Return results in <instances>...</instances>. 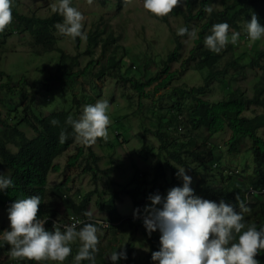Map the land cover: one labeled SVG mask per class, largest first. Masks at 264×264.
Returning <instances> with one entry per match:
<instances>
[{
  "label": "rangeland",
  "instance_id": "1",
  "mask_svg": "<svg viewBox=\"0 0 264 264\" xmlns=\"http://www.w3.org/2000/svg\"><path fill=\"white\" fill-rule=\"evenodd\" d=\"M227 1L213 0L210 7L213 10H220ZM57 3L58 0H14L19 13L40 18L55 13L52 5ZM71 6L76 7L85 17L83 31L86 33V39L79 37L72 39L57 30L54 42L39 43L34 35L28 31H22L21 25L16 21H12L7 29L0 32V70L6 73L0 78V84L9 82L12 88L10 90V87L5 86L0 91V96H4H1V99L4 98L5 103H9L5 105L0 100V114L9 122L21 120L27 113L25 111L29 105L31 110L29 115L32 120L36 113H50L56 109L71 110L79 117L85 105L94 104L101 99L109 102L110 108L107 113L111 121L108 127L109 138L107 141L97 138V141L91 145L99 159L95 162L88 154L90 145H85L76 139L65 152L54 159V163L58 164L60 169L48 174L47 201L58 216L65 217L74 211L66 208L64 198L71 196L80 201L89 194L88 212L103 221L110 219V211L114 207L112 201L115 198V207L126 221L117 224L116 227L122 225L118 230L109 228V226H115V223H104L108 225V228L101 229L98 233V236L101 234L102 237L99 239L97 248L108 244L113 238L114 243L120 248H125V252H128L127 256H130L132 260L137 263L144 262L146 254L152 247L149 237L158 238L156 244L160 245L161 233L156 230L149 235L144 223L133 221L136 216L134 213L139 210L138 215H145V206L151 204L150 196L147 194L155 185L157 193L166 197L170 188L183 184L182 178L178 175L173 178L171 172H165L164 177L155 181L158 160L156 153L161 144L156 133L161 124L167 125L169 122L171 128L168 133L172 136L175 132L173 128L176 127V119L175 108L171 104L175 97L181 98L183 89L206 84V76L210 74V70L208 67L197 66L201 56L187 61L191 54L190 50L196 46L202 21L197 20L189 24V32L194 31V36H179L177 29L185 27V23L176 9L167 16L157 17L143 7V0H129L122 8L118 7L117 0H109L104 5L99 0H92L91 3L88 0H71ZM247 21L241 22V30L230 28L229 38L232 32H238L240 34L238 42L235 45L229 43L219 52L220 59L218 65L214 66V70H223L233 60H237L240 65H245L243 67L228 66L226 77L234 91L241 87L248 96H252L255 92V83L263 75V70L256 64L250 65L249 62L264 49V37L255 42L249 39L244 42L243 38L245 39L247 35L245 29ZM216 23L222 22L217 20ZM93 34H97L98 43L94 44L91 48L93 51L88 53L89 36ZM104 38H109L107 44L103 43ZM178 40L182 48L179 50V59L171 65L170 71L176 70V72L168 85L158 84L167 75L166 73H163L158 81L146 86L143 93L137 91L130 81L125 80L126 77H136L145 81L144 78H149L161 71L169 54L178 46ZM62 53L67 55L65 59L67 62L72 56H77L76 64L72 65L73 72L82 70L92 59L98 60L97 63L91 64L89 73L79 77L77 82L67 87L65 91L58 88L59 81L52 77L59 73L57 68ZM109 58H112L110 70L103 76L97 75L101 65L107 64ZM67 64V67L70 66V62L69 65ZM47 77H51L48 80L51 89H46L42 84ZM224 81L220 77L211 79L206 85L204 98L210 102L223 99L226 93L220 84L228 86V80ZM175 88H178V96L173 94ZM229 95L233 96L234 93ZM193 101V98L186 99L185 109L187 104ZM9 106H17L15 112L17 116L11 114L14 110L11 111ZM79 108L80 113H77ZM263 112L264 108L261 106H251L244 111L245 115L250 116ZM20 127L29 137L34 135L33 129L28 125L22 123ZM183 133V130L177 133L180 143L187 138ZM258 133L264 138V126ZM230 135V129H226L225 132L219 131L211 139L212 142L221 146L219 154H222L227 166L233 167L236 163L240 164L238 169L243 176L247 175L253 168L250 160L252 154L250 152L248 154L245 149L246 145L250 144V140H246L240 152L226 153ZM79 146H84L85 154L74 165L69 164V157L77 152ZM176 148L180 149V146ZM164 155L170 162L176 164L178 171L184 169L192 178L190 187L193 189L196 186V174L187 167L179 166L168 153ZM88 164L92 166L91 170ZM243 176L240 179L244 182ZM135 177L137 179H134ZM57 184H62L59 190L63 196L58 194L59 190L53 188ZM241 186L242 189L246 187ZM128 188H139L138 200H144L140 207H137L133 198L126 193L125 190ZM118 192V196H115ZM232 198L236 201V197ZM235 201L226 203L235 206ZM0 224L10 225L8 210L2 207H0ZM77 246L79 241L71 245L73 250ZM8 258H11L10 255ZM48 261L52 264H65V261ZM124 262L123 258L120 259V264ZM37 264H44V261H39ZM152 264H158V262L153 261Z\"/></svg>",
  "mask_w": 264,
  "mask_h": 264
},
{
  "label": "trees",
  "instance_id": "2",
  "mask_svg": "<svg viewBox=\"0 0 264 264\" xmlns=\"http://www.w3.org/2000/svg\"><path fill=\"white\" fill-rule=\"evenodd\" d=\"M101 4H107L109 0H99ZM129 0H117V5L122 8ZM213 0H182L181 6L174 9L179 12L185 23V27H189V24L193 21L200 20L202 25L199 30V37L196 40V46L190 50V56L188 62L201 56L197 66L199 68L208 67L210 74L206 76V84L200 86H193L189 89H181L183 95L175 97V100L171 104L174 110L176 119V127L174 134L171 136L168 132L171 128L170 123L167 125L161 124L160 129L157 131V137L161 144L159 150L156 153L158 160L157 176L155 181H158L165 176V172H171L173 178L178 173L176 164L170 162L167 159L165 153H168L171 159L177 161L179 166L187 167L192 173L196 174V186L193 188L194 194L204 199L216 201L219 203L221 200L225 202L235 201L237 195L244 201V204L249 209L244 212V223L246 226L255 225L257 230L264 227V138L259 135L258 131L264 126V112L255 116L245 115L244 111L251 106H261L264 108V49L258 53V56L249 62L250 65L256 64L263 70V75L255 83V92L252 96H248L243 88L238 87L236 91L229 85V79L226 75L228 73V66H245L240 65L237 60H233L228 63L223 70H214V66H217L220 59V53L210 51L204 45V38L208 35V31L216 23L217 20L221 22H227L230 28L241 30V22L244 20H250L251 14L254 12L261 25H264V0H228L224 3V7L220 10H213L210 14L205 11L206 6H211ZM14 19L22 27V31H28L30 34L36 37L37 42L44 43L45 41H55V32L58 30L56 27L58 23L63 21V17L58 13H53L48 17L27 16L21 14L17 10L16 4L12 9ZM7 29V28H6ZM189 29V28H188ZM230 30V29H229ZM230 33V32H229ZM211 34V33H210ZM97 34L89 36V48L88 53L92 52V46L98 43ZM109 38H104L103 43L107 44ZM177 47L173 52L169 54L168 59L165 61L161 71L155 75L144 78L145 81H141L136 77H126V81H130L133 87L143 93L146 86L151 85L153 82L158 81L163 73L167 75L158 84L162 86L168 85L175 71H170L171 65L174 61L180 57V48H182L181 42L178 40ZM204 48V49H203ZM200 49H203L200 51ZM61 50V49H60ZM62 51V50H61ZM67 55L62 53L61 60L58 64V71L54 77L59 81V89L65 91L66 88L73 86L79 77L89 73L91 64L97 63L98 60L92 59L82 70L71 71L72 65L76 64L77 56H72L67 62L65 59ZM68 64H67V63ZM70 66H66L69 65ZM112 58H109L107 64L101 65L97 75L103 76L112 67ZM134 66V65H133ZM64 67V68H63ZM239 70V69H238ZM6 75L5 71L0 70V78ZM220 77L223 82L228 80V86L220 84L222 90L226 95L223 99L217 102H210L204 98L206 92V85L211 79ZM224 77V78H222ZM47 79L42 82L46 89H51V85L48 84ZM224 79V80H223ZM47 81V82H46ZM38 82V81H37ZM226 85V83H224ZM9 82L0 84V91L5 87H10ZM209 85V84H208ZM12 90V88H9ZM174 95H177L178 88L174 89ZM234 91V92H233ZM230 93H234L230 96ZM14 94V93H13ZM12 95V94H11ZM3 96V95H1ZM2 103H5L4 96ZM6 99L7 94L5 95ZM171 96V94H169ZM178 96V95H177ZM193 98L194 101L187 104L185 109L186 99ZM177 99V100H176ZM11 104L12 101H11ZM9 105V103H5ZM10 107V106H9ZM17 106H11L10 110L13 116L16 115ZM29 105L25 111V115L21 120L9 122L7 118H3L0 114V174L4 177H8L12 180V186L8 189L0 191V207L9 209L12 202L16 199H24L31 195H38L41 198V204L39 206L38 218L41 219L45 216H56V211L52 210L48 201L46 193V185L48 182V174L51 171H57L60 169L58 164L54 163V159L65 152L76 140L75 135L72 132L71 126L65 124L66 118L71 115L74 119L79 118L75 112L65 109H56L50 113L34 114L33 120L30 118ZM77 113H80V108ZM56 119L59 124L54 126L50 123L51 120ZM13 120V118H12ZM26 124L33 129L34 135L29 137L25 130H22L20 124ZM182 126L183 134L187 136L181 143L178 140L179 127ZM65 129L68 133L67 139L64 143H60L59 137L61 130ZM226 129H230L231 135L227 142V152L237 153L240 152L246 140H250V144L246 145V152L252 154L251 163L252 170L247 175H242L239 169L238 174H231L226 172L230 167H240V164H234L235 166H227V162L220 152L221 146L212 142L211 137L217 134L219 131L225 132ZM204 132V133H203ZM203 134V135H202ZM177 135V136H176ZM14 146L15 148H13ZM180 146V149L176 147ZM89 155L93 160L97 162L99 156L89 148ZM162 149V150H161ZM165 151V152H164ZM86 150L84 146H79L75 154L69 157V164L74 165L85 154ZM88 168L91 170L92 166L88 164ZM240 176L244 177V182L241 181ZM218 177V178H217ZM134 179H137L136 177ZM62 184L54 185V189L59 190ZM241 185H245V190L248 187H253L257 190V194L245 195V190L241 188ZM182 186V185H180ZM130 195L137 207L144 202L138 200L140 195L139 188H131L125 190ZM146 193V192H145ZM157 193V186L152 187L147 195H153ZM58 194L63 196V193L59 190ZM119 192L115 195L118 196ZM113 198V208L110 211L111 223L122 224L126 219L116 209ZM64 204L68 210H72L78 215L85 216V212H88V205L90 202V195L86 194L83 199L77 201L71 196H67L63 199ZM237 211H240L237 201L234 202ZM139 209V208H138ZM117 217V218H116ZM115 218V219H114ZM107 220V219H105ZM122 221V222H121ZM134 222L143 223L141 219L134 220ZM93 222L95 221H86ZM82 226V225H81ZM97 226L101 229L99 223ZM109 226L112 230H118L120 226ZM46 228L52 229V222L46 223ZM117 228V229H115ZM101 234L98 236L100 239ZM156 237L150 236L149 240L152 243L150 251L146 254L144 262L137 263L132 260L125 252V248H120L112 238L108 244L102 245L95 253V264H113L108 259L110 254L114 251H123L126 253V259L124 264H152L153 260L151 254L154 251H158L160 245H157ZM79 246L72 249L71 254L65 259V264H75V256L78 252ZM259 253L255 257L259 261V264H264V250H258ZM75 254V255H74ZM10 255V245L6 241L0 240V263L5 264H37L35 260L24 259H12L8 258ZM44 264H52L49 261H44ZM81 264H91L89 260L81 261ZM120 264V259L115 262Z\"/></svg>",
  "mask_w": 264,
  "mask_h": 264
},
{
  "label": "clouds",
  "instance_id": "3",
  "mask_svg": "<svg viewBox=\"0 0 264 264\" xmlns=\"http://www.w3.org/2000/svg\"><path fill=\"white\" fill-rule=\"evenodd\" d=\"M181 4L182 0H143V7L157 17L167 16ZM13 6L14 0H0V32L12 23ZM52 10L63 17V23L56 26L62 35L72 39L87 38L83 31L85 17L76 7L71 6V0H58L57 4L52 5ZM205 11L210 14L213 9L206 6ZM229 29L227 22L214 24L211 34L204 38V45L210 51L219 53L229 43L237 44L240 34L232 32L229 38ZM245 29L247 35L243 38L244 42L248 39L255 42L264 37V25H261L254 12L246 22ZM177 35L194 36L195 32L180 27ZM109 108L107 100H97L94 104L85 105L79 118L74 119L69 115L65 124L71 126L75 138L85 145L94 144L97 138L107 141L111 122L107 114ZM50 123L56 126L59 121L53 119ZM180 130H183L182 126ZM67 136V131L62 129L60 143H64ZM226 172L238 174L239 169L229 167ZM177 175L183 180L182 186L170 188L166 197L159 193L150 195L151 204L145 206V215H138L139 210L134 213L136 216L133 219H141L149 235L156 230L161 233L160 248L152 252V260L158 264H259L255 257L258 250H264V227L257 230L255 225L246 226L243 213L249 209L244 201L236 196L240 208L237 211L235 206L225 200L217 203L204 199L194 194L190 187L192 178L184 169H179ZM11 186L12 180L0 174V191ZM255 194L257 190L251 186L245 190L247 197ZM40 204V196L31 195L16 199L7 209L10 225L0 224V240L10 245V257L14 260L26 258L37 262H63L72 252L71 245L79 241L75 264H81L83 260L95 264L100 232L97 223L105 228L108 225L104 226L102 222H111L98 220L90 212H85V216L70 212L65 217L47 215L39 219ZM71 215L84 220L70 225L59 223ZM48 221L52 222L51 230L46 228ZM122 258H127L123 251H114L108 257L113 264Z\"/></svg>",
  "mask_w": 264,
  "mask_h": 264
},
{
  "label": "built area",
  "instance_id": "4",
  "mask_svg": "<svg viewBox=\"0 0 264 264\" xmlns=\"http://www.w3.org/2000/svg\"><path fill=\"white\" fill-rule=\"evenodd\" d=\"M144 219V218H143ZM84 220V218H80L78 216H75V215H71L70 217H68L66 220L64 221H61L59 222L60 224L62 225H70V224H73V223H77L78 221L79 222H82ZM104 223H107V222H102V225L106 226ZM79 225V224H78Z\"/></svg>",
  "mask_w": 264,
  "mask_h": 264
},
{
  "label": "bare ground",
  "instance_id": "5",
  "mask_svg": "<svg viewBox=\"0 0 264 264\" xmlns=\"http://www.w3.org/2000/svg\"><path fill=\"white\" fill-rule=\"evenodd\" d=\"M117 218V217H116ZM115 219V218H114ZM122 222V221H121ZM107 225V224H106ZM116 225H117V223H116ZM108 228V227H107ZM115 234V233H114Z\"/></svg>",
  "mask_w": 264,
  "mask_h": 264
}]
</instances>
